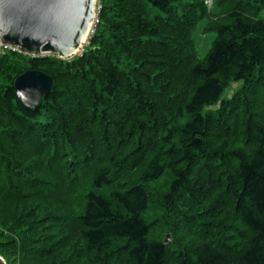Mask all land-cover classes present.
I'll use <instances>...</instances> for the list:
<instances>
[{
	"label": "trees",
	"instance_id": "obj_1",
	"mask_svg": "<svg viewBox=\"0 0 264 264\" xmlns=\"http://www.w3.org/2000/svg\"><path fill=\"white\" fill-rule=\"evenodd\" d=\"M97 1L69 61L0 58V257L264 264V0ZM26 71L53 80L33 112Z\"/></svg>",
	"mask_w": 264,
	"mask_h": 264
},
{
	"label": "water",
	"instance_id": "obj_2",
	"mask_svg": "<svg viewBox=\"0 0 264 264\" xmlns=\"http://www.w3.org/2000/svg\"><path fill=\"white\" fill-rule=\"evenodd\" d=\"M96 3L97 0H0V43L15 46L24 54H48L66 60L75 56L83 40H87ZM52 89V78L37 71H26L13 81L17 102L30 112ZM168 241L166 236L164 243ZM0 264H5L1 258Z\"/></svg>",
	"mask_w": 264,
	"mask_h": 264
},
{
	"label": "rangeland",
	"instance_id": "obj_3",
	"mask_svg": "<svg viewBox=\"0 0 264 264\" xmlns=\"http://www.w3.org/2000/svg\"><path fill=\"white\" fill-rule=\"evenodd\" d=\"M205 5L209 9L211 7L212 3L210 2V0H205ZM258 19H261V20L264 19V10L261 11V13L258 16ZM202 24H203V22H200L198 24V26L195 29V32L193 34L194 39H195V45H196V49H197L198 58L201 60H203L205 58V56H206V54L210 48V45L215 38V34L212 32H208V33H204V34L201 33ZM85 45H86V40H84V43L82 44L81 49L79 50V53L81 52L82 47H84ZM73 57L74 56L66 59L65 61H69ZM226 97H230V94L226 95ZM165 235L169 237V235H167V234H165Z\"/></svg>",
	"mask_w": 264,
	"mask_h": 264
},
{
	"label": "built area",
	"instance_id": "obj_4",
	"mask_svg": "<svg viewBox=\"0 0 264 264\" xmlns=\"http://www.w3.org/2000/svg\"><path fill=\"white\" fill-rule=\"evenodd\" d=\"M210 2H211V0H210ZM98 12H99V6H98V1H97L96 6H95L94 19H93L92 23L89 26V33H88L87 39L94 32L95 26H96V24L98 22V18H97ZM10 54L19 55V56H22V57L28 58V59H35V58H39V57L46 58V57L51 56V55H48V54L39 55V56H33V55L24 54L15 46H12V45H9V44L0 43V58L4 57L6 55H10Z\"/></svg>",
	"mask_w": 264,
	"mask_h": 264
},
{
	"label": "bare ground",
	"instance_id": "obj_5",
	"mask_svg": "<svg viewBox=\"0 0 264 264\" xmlns=\"http://www.w3.org/2000/svg\"><path fill=\"white\" fill-rule=\"evenodd\" d=\"M85 40H86V39H85ZM83 43H84V40H83L82 44H83ZM77 53H79V51H78ZM77 53H76V54H77Z\"/></svg>",
	"mask_w": 264,
	"mask_h": 264
}]
</instances>
